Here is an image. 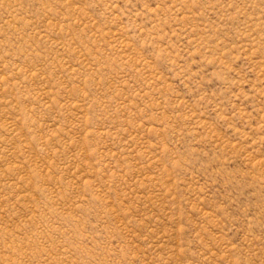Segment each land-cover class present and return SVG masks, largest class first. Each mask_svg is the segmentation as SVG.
Wrapping results in <instances>:
<instances>
[{"label":"rangeland","instance_id":"rangeland-1","mask_svg":"<svg viewBox=\"0 0 264 264\" xmlns=\"http://www.w3.org/2000/svg\"><path fill=\"white\" fill-rule=\"evenodd\" d=\"M0 264H264V0H0Z\"/></svg>","mask_w":264,"mask_h":264}]
</instances>
